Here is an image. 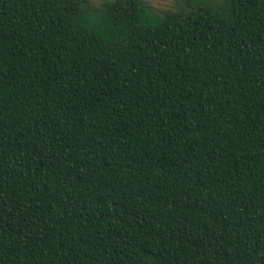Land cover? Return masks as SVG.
<instances>
[{
    "label": "trees",
    "instance_id": "trees-1",
    "mask_svg": "<svg viewBox=\"0 0 264 264\" xmlns=\"http://www.w3.org/2000/svg\"><path fill=\"white\" fill-rule=\"evenodd\" d=\"M0 0V264H264V0Z\"/></svg>",
    "mask_w": 264,
    "mask_h": 264
},
{
    "label": "rangeland",
    "instance_id": "rangeland-1",
    "mask_svg": "<svg viewBox=\"0 0 264 264\" xmlns=\"http://www.w3.org/2000/svg\"><path fill=\"white\" fill-rule=\"evenodd\" d=\"M102 1L104 0H93V4L97 5ZM143 1L147 3L151 7V9L157 13H161L173 7L172 0H143Z\"/></svg>",
    "mask_w": 264,
    "mask_h": 264
}]
</instances>
